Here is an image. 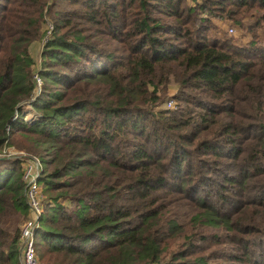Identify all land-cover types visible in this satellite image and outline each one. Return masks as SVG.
<instances>
[{"label": "trees", "instance_id": "obj_1", "mask_svg": "<svg viewBox=\"0 0 264 264\" xmlns=\"http://www.w3.org/2000/svg\"><path fill=\"white\" fill-rule=\"evenodd\" d=\"M250 9L264 22V0H0V153L43 168L42 264H264V44L208 35ZM28 212L0 155V264Z\"/></svg>", "mask_w": 264, "mask_h": 264}, {"label": "rangeland", "instance_id": "obj_2", "mask_svg": "<svg viewBox=\"0 0 264 264\" xmlns=\"http://www.w3.org/2000/svg\"><path fill=\"white\" fill-rule=\"evenodd\" d=\"M191 3L192 0H187ZM259 12H255L254 9H250L245 14L237 17L238 23H233V19H220V18H212V23L214 28L208 31L209 36H217L220 38H228L230 39L229 42L233 45L237 46H246L249 42H260L264 44V22L263 21H257V14ZM47 23L45 24V29H47V33L49 34L50 31L48 30V25L51 23V17L50 15H47ZM42 40H38L36 42H33L31 45L32 54L35 60L34 68H38V64L40 61V49L42 46ZM35 96L31 98L29 101L23 102L22 108L30 109L32 110V105L30 102L35 99V97L39 94L40 89L36 90ZM174 91V87L170 88L169 93L172 94ZM170 99V95H165L163 97L162 103L157 108H169L173 107L174 102ZM24 111V113L28 112V110ZM25 117H30V114L27 113ZM8 153L10 154H18L19 156L21 153H24L26 156L32 155L30 152H27L24 149H20L17 147H14L13 145L5 146V148ZM3 152V151H2ZM7 155V154H3ZM23 221H20L19 227H21Z\"/></svg>", "mask_w": 264, "mask_h": 264}, {"label": "built area", "instance_id": "obj_3", "mask_svg": "<svg viewBox=\"0 0 264 264\" xmlns=\"http://www.w3.org/2000/svg\"><path fill=\"white\" fill-rule=\"evenodd\" d=\"M51 28V26H50ZM37 89H40L41 80L35 76ZM9 127H7L8 130ZM22 157V179L24 181V196L28 205V215L20 227L18 240V259L20 264H42L37 257L35 248L36 229L40 224L43 213L44 194L39 184V178L43 170L38 158L26 156L24 153L10 154L6 149L0 155Z\"/></svg>", "mask_w": 264, "mask_h": 264}]
</instances>
